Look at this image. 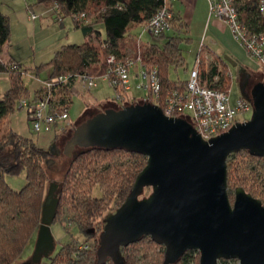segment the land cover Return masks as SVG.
<instances>
[{
  "label": "trees",
  "instance_id": "obj_1",
  "mask_svg": "<svg viewBox=\"0 0 264 264\" xmlns=\"http://www.w3.org/2000/svg\"><path fill=\"white\" fill-rule=\"evenodd\" d=\"M164 2L165 0H35V4L50 7L57 4L60 18H56V21L70 17L74 28L81 30L84 36L81 44H64L52 58L35 67L22 66L12 58L2 57V47L10 40L12 32L8 15L0 10V72L6 73L9 79L6 90L2 91L0 86V264H15L40 226L42 204L50 179L46 162L50 155L56 156L50 154L49 149L38 146L32 138L4 128L8 116L18 109L17 104L21 99L36 100L48 94L52 101L67 105L70 109L73 103L70 92L73 76L82 73L102 76L108 70L107 57L110 54H115L122 60L132 51H137L136 40L131 37L132 29L139 25L145 26ZM240 14L253 30H264L259 0H243ZM176 21L179 19L174 17L173 32L179 31L180 26H175ZM157 37L165 42L162 45L149 42L143 44L142 63L147 68H158L165 87L183 82L171 80L169 73L171 66L183 62L180 45L190 38L176 32L172 35L163 33ZM216 62L202 64L203 78L210 85L220 87L219 84L223 83V88H230L232 76H223L219 69L227 70L228 62L224 58H219ZM13 64L18 67L15 68ZM47 70L50 71L49 77L69 78L49 90L43 84L40 96L32 97L24 76L31 71L39 75ZM215 76L219 77L217 83H213ZM74 126L70 124L65 130L73 129ZM57 138L58 133L55 134L54 142ZM76 151L59 185L60 203L54 221L59 219L65 209L69 222L76 226L84 240L80 241L79 236H74L67 230L71 235L70 239L49 258V264H97V244L94 248H82L81 245L89 239L98 240L104 226L100 218L105 211H114L125 201L135 178L147 163L145 155L123 148L91 147L78 148ZM22 172L26 173V184L16 190L6 182V175H20ZM239 186L260 199L264 205V157L252 155L247 150H240L229 156L228 193L233 195ZM95 188L101 190V196L92 195ZM230 195V199H233ZM161 246L150 236L144 235L135 243L123 247L121 252L125 264H162L165 253L159 249ZM195 253L196 250H187L175 264H190ZM220 261L222 264L228 262L227 259ZM196 263L198 264V259ZM103 264L113 262L108 259Z\"/></svg>",
  "mask_w": 264,
  "mask_h": 264
},
{
  "label": "water",
  "instance_id": "obj_2",
  "mask_svg": "<svg viewBox=\"0 0 264 264\" xmlns=\"http://www.w3.org/2000/svg\"><path fill=\"white\" fill-rule=\"evenodd\" d=\"M242 95L253 102L252 117L207 141L186 119L168 116L145 99L92 113L74 126L63 147L67 158L91 147L147 157L125 201L105 217L97 264H125L121 249L144 235L165 247L162 264L177 263L189 249L199 251V264H264V205L241 186L231 202L227 187L232 153L264 157V82H255L249 94L242 88ZM147 188L151 192L141 197ZM56 191L52 183L41 212L33 255L39 261L54 251Z\"/></svg>",
  "mask_w": 264,
  "mask_h": 264
},
{
  "label": "built area",
  "instance_id": "obj_3",
  "mask_svg": "<svg viewBox=\"0 0 264 264\" xmlns=\"http://www.w3.org/2000/svg\"><path fill=\"white\" fill-rule=\"evenodd\" d=\"M177 1L165 0L144 26L143 32L157 37L172 31L175 17L172 5ZM208 3L210 16L216 17L230 28L234 38L240 41L263 71L264 77V30L255 31L242 19L240 6L243 0H208ZM259 7L264 20V0H259ZM51 9L55 18L59 19V6L55 4L51 6ZM36 16L34 11L30 12V18L34 19ZM136 43L138 50L132 51L122 60L118 59L115 54L107 57L106 74L99 77L88 73L74 75V82L70 86L71 94L80 95L82 90L90 91L96 85L97 79L102 78L108 81L109 86L114 89L113 100L119 102V108H122L124 102L129 100L131 71L137 66V76L142 80L137 88L146 91L145 101L158 105L168 116L186 119L206 141L228 131L237 122H242L240 117L245 113H253L254 105L249 98L241 95L235 102H232L231 87L210 85L203 78L201 67L204 61L201 51L197 55L195 68L191 71L189 78L165 87L159 77L158 68H147L142 63L141 37L136 39ZM204 58L208 57L205 55ZM13 65L15 68L18 67L16 64ZM68 78L69 76L49 77L44 85L49 90L57 84L66 82ZM217 79L219 77L215 76L214 81ZM17 107L25 109L27 121L36 133L49 126L58 127L61 130L70 127V123L65 125L70 119L67 105H59L52 101L49 94L36 100L21 99Z\"/></svg>",
  "mask_w": 264,
  "mask_h": 264
},
{
  "label": "rangeland",
  "instance_id": "obj_4",
  "mask_svg": "<svg viewBox=\"0 0 264 264\" xmlns=\"http://www.w3.org/2000/svg\"><path fill=\"white\" fill-rule=\"evenodd\" d=\"M70 20L71 18H67ZM226 25V24H225ZM226 28H212L209 29L203 28L199 34L190 35L187 31H182L181 35L184 37H189L188 41L181 42V49H182V59L178 65H173L170 67L169 78L171 80L176 81H185L189 78L191 71L195 68L197 53L200 49L205 48V50H209L211 48L216 54H218L221 58H225L228 56L232 58L237 65H233V63H228V69L224 71L223 68L219 69L222 71L223 76L231 75L232 74V83H231V90H230V97L231 101L235 102L239 96L242 95V76L245 74L246 70H249L252 73V80L253 82L256 81H264L263 71L259 68L255 60L250 57L246 49L241 45L240 41L236 40L230 30V28L226 25ZM214 29V30H213ZM140 28H137V33H140ZM71 35L69 37L68 43H81L83 42L84 36L80 30L72 29L70 31ZM193 36V37H192ZM142 41L145 42L146 40H154L160 44L164 43L165 40L151 36L148 33H145L143 37H141ZM67 42V41H66ZM202 47V48H201ZM45 53L42 54L37 61H26L25 66H35L44 62V58L46 57L47 48L44 49ZM206 52H201V56L203 57V61L205 64L207 63H215L216 58L214 57L213 60H209L208 58H204ZM42 58V59H41ZM52 58V57H51ZM218 65V63H215ZM221 64V63H220ZM223 69V70H222ZM231 73V74H229ZM40 79H37L35 72L31 71L24 76L25 83L28 87L32 90L39 87L41 84H45L47 72L40 74ZM219 81V79L215 80ZM214 81V83H215ZM142 82L141 78H139L136 74L130 75V89L128 92V102H134L137 100H143L146 96V91L143 89H138L137 85ZM210 84V83H209ZM220 87H224V84H219ZM0 86L2 91L6 90L9 87V81L1 80ZM82 95H73V105L69 111L70 119L65 123L67 125L70 123L69 121H73L78 123L80 120L88 117L92 113H98L106 110L109 107H116L119 108L120 103L113 100L114 96V89L111 88L108 84V81L99 78L97 79V83L90 91L82 90ZM1 97V95H0ZM252 117V112H247L240 117V120H249ZM4 128L12 129L16 133H19L22 136L32 138L34 142L40 147L50 149L54 143L56 148L58 149V154L56 156H51L48 158L46 162V169L47 173L50 177L49 181L47 182V189L44 195L43 204L47 198L48 188L52 183H61L64 174L66 172L67 167L69 166V162L72 158H67L63 153V147L66 140L70 137L73 129L61 130L55 126H49L42 129V131L36 133L32 130L30 124L27 121V113L25 109H16L13 113L8 116V120L4 123ZM58 133V138L56 142H54L55 134ZM77 152V151H76ZM75 155V154H74ZM6 182L14 189L19 190L26 184V173L22 172L20 175H6ZM151 192L150 188H147L145 192L141 195V197L149 195ZM94 196H101L102 192L99 188H95L92 192ZM230 195V194H229ZM233 199H230L231 202L234 201L235 198V191L233 195ZM42 204V208H43ZM115 212V210L105 211L103 217H101V221L103 225L105 224V217L108 216L110 213ZM42 217V215H41ZM39 228V227H38ZM38 228L35 230L28 246L24 250L21 257L15 262V264H24L33 253L34 247L36 246V234ZM67 230L71 231V234L74 236H79L80 241L84 240L76 226H74L71 222H69V215L68 212L63 209L61 215L57 221H55L51 226L52 235L54 237L55 246H54V254L60 249L61 245L66 243L71 235L67 233ZM103 230V229H102ZM100 235V234H99ZM98 240L89 239L82 243V248H94L97 244ZM159 249H162L165 253V247L162 245ZM53 254V255H54ZM200 253L194 254V260L190 264H197L196 259H198L199 264ZM40 264H49V258L45 257L41 261ZM218 264H222L219 260ZM226 264H240L238 259H230Z\"/></svg>",
  "mask_w": 264,
  "mask_h": 264
},
{
  "label": "crops",
  "instance_id": "obj_5",
  "mask_svg": "<svg viewBox=\"0 0 264 264\" xmlns=\"http://www.w3.org/2000/svg\"><path fill=\"white\" fill-rule=\"evenodd\" d=\"M30 4H32L33 6H29ZM0 10L8 15L12 32L10 40L2 47L1 55L5 59H14L15 61L19 62L22 66L26 65V61H31V58H33L32 61H37V59H39V57L45 53L44 49L46 48V57L48 58H44V62L48 61L62 45L70 44L68 43L69 37L71 35L70 31L72 29H74L75 31L79 30L74 28V23L72 19H67L70 17H65L63 20L56 21L55 14L52 11L51 7L45 6L43 4H35V0H0ZM32 11L37 14L34 19L30 18V12ZM172 11L174 13L175 18L179 19V21L175 22V26H180L179 31L175 30L174 32L180 35L182 31H187L190 35L196 33L199 34L204 30L203 28H206V26L207 29H209L210 27H218L223 29L226 28V25L222 21H220L216 17L210 16L208 0H178L172 5ZM138 27L141 30L139 34H136V30ZM143 29L144 25H139L135 27L131 31V37L135 40L138 37H143L145 34L143 32ZM174 32L172 30L167 34L172 35ZM148 42L160 44L150 39L146 40L145 42L142 41V44ZM81 43L76 42V44ZM208 49V51L205 50V48L199 50V52H206V56L208 57L207 62H209V60H213L214 57L216 58V60L221 58L211 48ZM230 59L232 60V62L235 63L233 65H237V63L232 58ZM46 72L47 76L45 80L48 79V77L50 76V71L47 70ZM137 72L138 67L136 66L132 69L131 75H137ZM245 73L249 74V76H252V73L249 70H246ZM36 77L37 79H40L41 76L39 74L36 75ZM2 79L7 80L8 75L6 73L0 72V81ZM42 89L43 84H41L34 90L30 88L33 94L32 97H39ZM69 122L71 125L77 124L76 122H73L71 120ZM37 235L38 231L36 234V238Z\"/></svg>",
  "mask_w": 264,
  "mask_h": 264
},
{
  "label": "flooded vegetation",
  "instance_id": "obj_6",
  "mask_svg": "<svg viewBox=\"0 0 264 264\" xmlns=\"http://www.w3.org/2000/svg\"><path fill=\"white\" fill-rule=\"evenodd\" d=\"M254 84V82H253V80H252V77L251 76H249V74H247V73H245L243 76H242V84H241V86H242V88L244 89V91H245V93H247V94H249L250 93V90H251V87H252V85ZM49 152H50V154H52V155H57L58 154V149L56 148V145L54 144L50 149H49ZM51 184H52V182H50ZM56 183V182H55ZM57 184V191H56V194H57V196H58V190H59V185H60V183H56ZM59 203H60V201H59ZM58 206H59V204H58ZM57 211H58V208H57ZM55 220V219H54ZM55 221H53V223H54ZM104 227V226H103ZM39 229V228H38ZM53 244H54V246H55V241H53ZM53 254H54V252H52V253H50L49 254V256H43L42 258H41V260L39 261V260H37V259H35L34 258V250H33V253L31 254V257L24 263V264H40L41 263V261L43 260V258H45V257H48V258H50V257H52L53 256Z\"/></svg>",
  "mask_w": 264,
  "mask_h": 264
}]
</instances>
